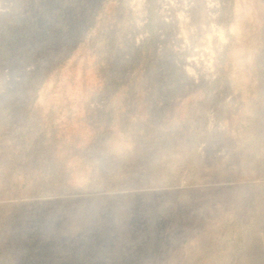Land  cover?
I'll return each mask as SVG.
<instances>
[{
    "label": "rangeland",
    "instance_id": "1",
    "mask_svg": "<svg viewBox=\"0 0 264 264\" xmlns=\"http://www.w3.org/2000/svg\"><path fill=\"white\" fill-rule=\"evenodd\" d=\"M0 264H264V0H0Z\"/></svg>",
    "mask_w": 264,
    "mask_h": 264
}]
</instances>
